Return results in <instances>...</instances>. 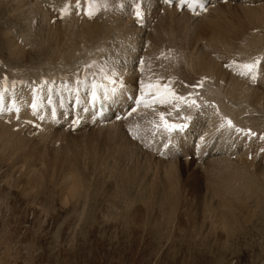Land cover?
I'll return each mask as SVG.
<instances>
[{"label": "bare ground", "instance_id": "obj_1", "mask_svg": "<svg viewBox=\"0 0 264 264\" xmlns=\"http://www.w3.org/2000/svg\"><path fill=\"white\" fill-rule=\"evenodd\" d=\"M25 1L0 0V27L6 29V32H1L0 29V38L3 40V49L10 55L5 64L10 68V76L12 78L15 76V79L19 80L15 81L11 87L0 85V158L2 162L12 163L13 158L19 156L24 150L27 151L28 143H33V147L28 154L22 156L27 161L31 157L33 159V156L42 157L40 152L46 147L40 150L38 148L44 146L45 140L39 145L31 134L34 132L42 136H39L41 139L52 135L85 138L89 135L96 136L91 133H98L100 138L97 144L105 151L97 156V162L101 159L103 170H105L104 167H110V170L115 169L114 167L118 164L122 168L124 163L125 167L133 169L142 165L146 168L143 175L141 171V178L139 176L133 178L127 171L130 177L126 173L128 178H123L126 179V186L120 190L125 183L121 182L122 179L118 181L119 178L115 184V188H119V191L112 194L110 192L113 196L111 200L115 198L122 201L121 198H124L126 202L139 204V207H135L132 203L126 206L122 202L124 210L120 208L122 210L120 216L126 221L125 224L132 223L136 227L144 226V228H154L155 231H163L173 229L174 223L177 222L176 228L186 234L190 233V236L198 237L199 245L205 244L211 249L222 250V245L229 244L245 211L252 210L255 216V212L264 207V163H262L264 153L261 156L252 154L257 146L261 129H264L260 126V122L264 123V93L255 90L253 83L255 76L253 80H251L252 76L243 81L237 78L249 68L248 66L258 71L259 75L264 72V68L261 71L264 51L260 52L261 54L257 53L264 45V37L258 41H251L247 36L252 29H255L254 32L261 31L260 26H264V0H226L227 2L222 4H218L219 0H213L210 7L194 16L185 11L180 13L174 7L165 5L163 3L165 0H35L41 2V6L36 3L37 5L33 7L25 4ZM235 1H240V4L235 5ZM50 9L57 13L52 14L53 11ZM73 10L76 12L74 13ZM77 10L85 12L79 14ZM38 13L39 17H36ZM141 17H143L142 20H140ZM168 19H171L170 22L173 19L180 21L176 28L172 29L175 32L170 31L176 38L181 28H194L195 32L200 33L201 40H205L207 46L203 49L198 46L188 52L183 50L185 48L179 42V44L164 42L163 39L158 41L161 39L160 36L170 34L169 29L167 31L170 23L167 24ZM194 21L198 23L192 25ZM230 23H235L240 28L235 31L227 26ZM161 24L166 27L163 31H158L163 29ZM159 25L161 26L157 29ZM172 25L173 23L170 26ZM180 26L182 27L179 28ZM22 30L29 34L27 36L24 33L30 38L28 39L30 44L26 45V47H32L30 55L36 56V59H30L31 63L41 64V68L38 69L41 72L40 76H36L34 72L25 73L20 68L28 63L29 57L25 46H22L23 50L18 46L17 38L20 37L16 33H22ZM158 33L162 34H159V38L156 35ZM61 35V40H58ZM154 35L157 36V41L152 40ZM164 38L167 39V37ZM185 43L184 46L189 45ZM255 52L258 54L255 59L248 57ZM140 56L143 59H139ZM233 57L240 59L236 62L241 63L240 68H237L238 64H236V77L224 71L221 66L223 62L228 63ZM217 64L221 67L220 69L217 68ZM183 69L194 76L187 83L179 80ZM8 73L9 71L6 74ZM10 76H8L9 79ZM29 76H32V79L30 77L28 80ZM122 77H124L123 81ZM139 77L142 81L140 87H136L142 91V104L138 111L124 122H111L93 127L85 122L72 132L70 128H65L64 120L56 117L62 114V110L72 111V105L80 107L87 94L99 97L96 87L112 88L114 86L116 92H122L124 89L135 87L132 82ZM23 79L26 80L21 81ZM4 84L3 86H6ZM192 85L194 89H191ZM76 97L79 98L78 102L74 100ZM213 103L216 104L212 106ZM200 109L204 112L196 125ZM39 111L42 115L45 114V118L39 117ZM214 111L216 115L212 116ZM77 114L78 112L75 115ZM180 116L188 121L192 131H196L199 138L196 139L193 132L191 135L189 133L190 139L182 142L179 151L164 150L163 160L155 158L151 153L163 148L164 140L160 133L151 134L140 143V147L133 139V135L139 131L140 127L153 128L169 124L178 120ZM218 117L219 120H217ZM24 119H28L29 127L27 129L21 127L20 130L15 131V126H21ZM7 121L10 124L6 123ZM34 121L36 124L41 123V130H32L30 124ZM177 123L179 122L172 124ZM222 125L229 127V130L221 131L220 129L216 139H213L212 130ZM248 128L252 135L247 133ZM254 132H257V138L253 137ZM52 138L53 136L48 140ZM205 138L211 139L210 143L212 139L216 142L213 144L219 155L211 154L210 151L207 158L196 162L197 166L193 174L185 180L184 170L187 167L190 168V164L185 165L188 163L189 150L200 139L207 141ZM230 138L235 140L237 149L251 152L250 154L254 156L253 160H247V157L239 151L231 153L229 144L234 147L235 142L229 141ZM262 141L264 143V139ZM71 143L68 141L67 146L70 144L72 147L75 142L71 140ZM34 144L37 146L34 147ZM83 145H78L81 151ZM207 147L205 146L204 149L208 154ZM75 149L77 151L78 148L75 147ZM64 150L61 152L62 155L55 154V158H51L53 161L51 160V166H47V169L42 167L44 165V163L41 164L42 158L38 160L34 158V163H27L30 167H28L26 185L32 188L43 184L45 190L50 182L61 192L69 190L72 194L80 187H84L87 181L83 178L93 175L96 171L93 168L96 169L98 163L86 162L91 155L84 151L90 156H86L85 161L80 160L85 157L82 155L81 158L79 157V164H76L73 162L76 157L72 156L74 153L71 154L70 151L68 153L67 150L64 153ZM80 150V154H83ZM94 150H90L91 153ZM42 152L46 154L48 151ZM180 152H185L187 159L182 160ZM39 154L41 155L38 156ZM75 155H77L76 152ZM93 155L96 157L97 154ZM20 158L23 159L21 156ZM17 159L16 162L19 163ZM97 159L92 158L91 162ZM54 161L61 162L63 169L57 167L59 165ZM80 164L83 165L82 168ZM85 165H92L93 168L86 172L83 168ZM24 166L22 172L27 169V166ZM49 169L51 170L47 171ZM73 169L80 170L82 174H78L77 171L76 174L73 173L71 171ZM110 170H105L107 175ZM55 172L57 175L60 174L57 176L59 178H55ZM120 172L122 171L119 170ZM200 174L203 182L199 178ZM111 175H108V178H111ZM95 184L94 188L101 182ZM102 185L107 187L106 184L102 183ZM35 187L32 189L34 190ZM125 188L129 190H124ZM105 191L106 189L103 192ZM60 194L63 196L62 193ZM68 200L64 197L63 203L67 204ZM109 200L108 202H111ZM253 201H256L254 205H252ZM120 205L122 207V204ZM263 211L262 209L261 212ZM184 217L188 218L186 229L180 223V218ZM245 225L240 224L241 231ZM214 236L215 239H213Z\"/></svg>", "mask_w": 264, "mask_h": 264}, {"label": "rangeland", "instance_id": "obj_2", "mask_svg": "<svg viewBox=\"0 0 264 264\" xmlns=\"http://www.w3.org/2000/svg\"><path fill=\"white\" fill-rule=\"evenodd\" d=\"M36 3L40 4L41 6V2H36L35 0L25 1V4H28V6L30 7L36 6L37 5ZM234 4L235 5L240 4V1H235ZM51 7L55 9V7L53 6ZM51 9L50 11H53L52 14L57 13L55 10H51ZM73 12L75 13L76 11L73 10ZM77 12L79 14H84L85 11L77 10ZM36 17H39V13L38 16ZM142 18L143 17H141L140 20H142ZM168 20L166 21L167 24L171 21V19ZM173 20L172 22L169 23V27L167 28V31L169 29L168 32L170 33L168 36L173 35L170 31H172V29H175L176 26L180 23V21L177 19L174 20L175 22H173ZM172 23L173 25L175 23V26L172 25L171 27L170 25ZM197 23L198 21H194L192 25ZM163 24H161L162 26L161 25L157 26V29L160 28V26L161 28L163 27V29L158 31H163L165 29L167 25L166 23H165L166 26ZM227 26L230 27L231 29H234L235 31L238 30V28H240L235 23L227 24ZM181 27L182 26H180L179 28ZM263 27L264 26H260L261 31L254 32L255 29L249 31L247 33V36L250 37L248 38V40L258 41L262 39L264 37ZM0 29L1 32H6V29L4 27L1 26ZM172 32H175V30H173ZM24 33L25 35L27 34V36L29 35L28 33H26L25 30H22V33H16V35L20 37L17 38L19 48L21 49L22 46H25L26 51L29 55L28 63L22 65V67L20 68L24 70L25 73L34 72L36 76H40L39 74H41V72L38 69L41 68V64L31 63L32 60L30 61V59L31 58L36 59V56L34 54L30 55L29 52H31L30 48L32 47H26V45L28 46L30 44L28 42V39L30 38L25 36ZM196 33L197 32H195L194 28L189 29L184 27L180 29V34H178L179 36L177 35V38L174 35L172 36L173 38L171 36L170 37L165 35L163 36L160 33L156 35L158 36V38L160 35H162V37L160 36L161 39H159L158 41H161L163 39L162 41L164 42H172V43L179 42L181 43L180 45H182L185 48L183 50L190 52L193 51V49L198 46L201 47L202 49L203 47L207 46L205 40H201L202 37L200 33L197 34ZM156 35H154L155 38L153 37L152 40H156L157 37ZM255 35H258L259 37L257 36L255 37ZM22 36L25 37V39ZM164 37H167V39H165ZM61 38L62 35L58 37V40H61ZM172 39H176L177 41ZM193 40L195 41L193 42ZM2 42L3 40H1L0 38V73L1 72L4 73V74L3 73L0 74L1 77L0 83H2L0 85L2 87H7V86L11 87L12 84L15 83V81H19V80L18 79L16 80L15 76H13L14 79L10 76L11 75L10 68L6 67L5 64L9 60L10 55L9 52L3 49ZM184 43L185 44L189 43L190 46L187 44L186 45L187 48H186V46H184ZM190 43H192V45ZM193 44L195 45L193 46ZM259 50L258 52L257 51L256 52L259 54H261L260 52L263 53L264 45H262L261 50L260 51ZM256 52L249 55L248 57L255 59L258 55ZM237 60L240 59L233 57V59L228 63L223 62L221 65L222 69L228 72L229 74L235 75L236 64H238L236 62ZM244 63L245 64L247 63V59L244 60ZM238 65L237 68H240L241 63H239ZM263 65L261 66V71H263L264 68ZM217 68L220 69L221 67L217 64ZM14 70L15 68L13 69V71ZM8 71L9 73L6 74ZM8 76H10V79ZM251 76L252 77L255 76V80H253L254 77L251 79L254 81L253 83L255 90L264 93V72L260 73L259 75L258 71H256L255 69H251L249 67L246 70H244V73L241 74V76H238L237 78L240 81H243V79L246 80ZM30 77L32 79V76H29L28 80H30ZM192 77L194 76L190 72L183 69V73L180 75L179 80H183L185 83H187L188 80ZM258 77H260L262 81ZM24 80L26 79H23L21 81ZM3 84L6 86H3ZM193 87L194 86L192 85L191 89H194ZM251 133L252 132H250L249 135H252ZM31 134L39 145L43 144L44 142L43 140H45V142L47 143L45 144L44 142L43 144L44 146L41 147L39 146L40 148L37 147L39 150L41 148L43 149L46 147L43 150L48 151L47 153L44 152L46 154H43L42 152L43 150H41L40 152L42 154V157L39 158H42L41 164L44 163V165H42V167L44 166V169L47 166H51L50 162H52L53 161L52 159L55 158V154H57L58 156L60 154L62 155L61 152L66 147L68 153L70 151L71 154L74 153V155L72 156L74 157L76 156L75 160H73V162H75L76 164L77 163L79 164V159L81 158L82 155H83L82 157H84V155L85 157L81 158L80 160L84 159L86 161L89 155L88 153H90L91 157H88L90 159H88V161L86 162H89L91 164L98 163V166L97 168L95 167L96 169H94L92 165H85L83 167L86 172L87 171L89 172L90 169L92 168L93 170L96 171L93 173V175L92 174L87 175L86 179L83 178V180L84 181L86 180L88 183L86 182L84 187H80L81 189L79 188L77 192L74 191L72 194L69 190H67L69 193H67V191H65L66 193L61 192L59 188H57V186L51 185L50 182H49L50 185L45 190H44L45 187H43L44 185L42 183L41 186L38 185L36 187L34 186L35 187L34 190L32 189L34 187L31 188L26 185L28 180L27 179L28 170H29L28 167H30L28 164L29 162L34 163V158L37 160L39 159L37 156H36L37 158L33 156V159L31 157L29 161H27V159L24 158L25 154H28L30 149L33 147V143H28L26 148L28 152L24 150L19 156L13 158V161L15 159V162L12 161L13 164L11 162L10 164L5 162L3 163L2 162L3 160L0 158V264H264V211L261 212L262 209L264 210V207H261L260 209L261 211L258 210L257 212H255L256 215L258 213L257 216L256 215L254 216V212L252 210L251 211L246 210L247 212L245 211L244 215H242V218H240V220L242 221L239 220V223L236 226L237 229L235 228V232L230 238L229 244L222 245L223 247L222 250L218 248L211 249L209 246L205 244L204 245L202 244L203 246L199 245L200 241H198L199 240L198 237L190 236V233L187 232L186 234V232H182L176 228L175 223L177 224V222L174 223L173 229L170 228H169L170 230L162 229L163 231L161 230L155 231L154 228H147V227L144 228V226L136 227L135 225H132V223L128 225L125 224L126 221L124 220V218H121L120 216V213L122 212V210H124L123 209L124 203L126 204V206L132 203L135 207H139V204L137 202L136 203L129 201L126 202V199L124 198H121L123 199L122 201L117 200L115 198L111 200L113 198L111 194L112 192L117 193L119 191V188L118 189L115 188L116 187L115 184L117 183V180L119 178L120 179L118 181L122 179L121 182L123 181V183H125L124 185H122L123 183L118 182L119 184L122 185V187L120 185L121 187L120 190H122L127 184L126 179L124 180L123 178L130 177V174L133 178H135L136 176L137 177L139 176L141 178V171H142V175L144 172H146L145 171L146 168H143V165L136 166L135 169L130 168L128 166H127L128 168L125 167L126 165L125 163H124L125 165L122 164L123 166V167L121 166L122 168H120L118 164L116 166L117 168L114 167L115 169L112 170H110V167L109 168L104 167L105 170H110V172L107 171L109 172L108 174L109 176L111 175V172H113L112 173L113 175H111L112 177L111 178L109 177L110 178L109 179L106 171L103 170L102 168L101 159H99V162H97L98 161L97 156H99L102 152L105 151L104 149H102V147L99 144H97L100 138L98 135L100 134L91 133L96 136L89 135L86 136L85 138L77 137V136L68 137L64 135H55V136L52 135L53 138L55 137L54 139L52 138L53 140L52 139L48 140L52 136L41 139L39 138L40 135H38L37 132ZM39 139H41L40 141L43 142L41 143ZM71 140L72 142L77 143L76 146L74 145L75 143H73L71 147L70 145L72 144ZM68 141L70 143L69 146H67ZM84 141L88 143L87 145H89L91 149H88L89 147L86 145ZM229 141L235 142V140L232 138H230ZM78 145H83L84 148L81 146L82 151L79 149L80 147ZM90 145H92V147ZM36 146L37 145L34 144V147ZM86 146L88 148H86ZM234 146H236V142ZM75 147H77L83 154H80L78 149L76 151ZM66 150H64V153L67 152ZM90 150L91 151L94 150V152L91 153ZM84 151H87L88 153ZM75 152L77 153V155H75ZM41 154H39L38 156H40ZM78 154L80 156H78ZM93 154L95 155L97 154L96 157H94ZM20 156L23 157V159L20 158L21 159L20 160L19 159ZM44 158H46L47 160H45ZM92 158H96L97 160L91 162ZM16 159L19 161V163L16 162ZM45 162H47V164ZM54 162L55 164L59 165L57 167L59 168L63 167L61 162L59 161H57V163L56 161ZM189 164H190V168L187 167L184 170L185 180L190 178V176L193 174L195 166H197L196 162H192V161H188V163L185 165H189ZM23 165L27 166L25 172H22L24 171ZM80 165L81 167L80 166L79 167L82 168L83 165L82 164ZM99 166L101 168H99ZM13 168H15L16 170ZM21 168L23 170H21ZM100 169H102L103 172L102 170L100 172ZM116 169L118 172L116 171ZM50 170L51 169L47 171ZM119 170L122 171L123 174L122 172L119 173ZM71 171L76 174L77 170L73 169ZM79 171L80 170H78L77 173L82 174L81 171L80 172ZM21 172L22 174L23 173L24 174L22 175ZM126 173L128 177L126 176ZM58 175L60 176V174ZM58 175L56 173L55 178ZM199 178L203 182L201 174ZM107 179L111 183H109ZM22 180L26 182H23ZM98 182L99 183L101 182V184H99L100 187L99 185H97L96 188H94L96 185L95 183ZM102 183L106 184L107 187L105 185H102ZM41 187L43 188L39 190ZM101 188L104 189L101 190ZM105 189L106 191L103 192ZM192 189L193 187L191 188V191ZM124 190H129V189L125 188ZM60 193H62L63 196ZM109 195H111L110 200H109ZM194 195L196 194L194 193ZM70 196H72V198H70ZM64 197H67L69 199L67 204L63 203ZM125 198L127 197L125 196ZM107 199L111 202H108ZM254 202L256 201H253L252 205H254ZM120 204H122V207ZM180 220L182 221V222L180 221V223H182V225L186 229L188 218L184 217L182 219L180 218ZM242 223L244 225L247 223L245 226H243L244 228V229L242 228L243 231H241V226H240V224ZM213 239H215V236L213 237Z\"/></svg>", "mask_w": 264, "mask_h": 264}, {"label": "snow or ice", "instance_id": "obj_3", "mask_svg": "<svg viewBox=\"0 0 264 264\" xmlns=\"http://www.w3.org/2000/svg\"><path fill=\"white\" fill-rule=\"evenodd\" d=\"M165 2H166V3H170L171 0H165ZM248 67H251V66H248ZM168 127H169V128H173V127H175V126H171V125H170V126H168Z\"/></svg>", "mask_w": 264, "mask_h": 264}]
</instances>
